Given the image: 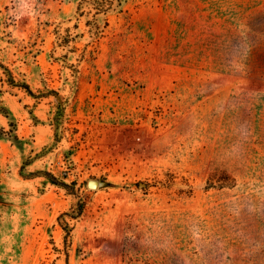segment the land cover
Returning <instances> with one entry per match:
<instances>
[{"label": "rangeland", "instance_id": "obj_1", "mask_svg": "<svg viewBox=\"0 0 264 264\" xmlns=\"http://www.w3.org/2000/svg\"><path fill=\"white\" fill-rule=\"evenodd\" d=\"M0 64V264H264V0H0Z\"/></svg>", "mask_w": 264, "mask_h": 264}, {"label": "trees", "instance_id": "obj_2", "mask_svg": "<svg viewBox=\"0 0 264 264\" xmlns=\"http://www.w3.org/2000/svg\"><path fill=\"white\" fill-rule=\"evenodd\" d=\"M124 0H91V4H92V8L95 9V14H100V13H106L108 10L115 8L116 6H121ZM0 66H2L0 64ZM15 77H12L11 79H9L10 83L16 84L22 88H24L29 94L31 95H35L34 90L32 89V87L30 86L29 83L27 82H15ZM47 177L54 183H58L64 186H68V184L64 181H60L58 180V178L56 176H54L53 174L49 173V172H45ZM82 213V207H80L77 212H73L72 214H69L68 212L64 213V214H69L71 217H77L79 215H81ZM63 228L66 230L67 234H66V241L68 239V236L71 233V226L70 223L68 221H65L64 223H62Z\"/></svg>", "mask_w": 264, "mask_h": 264}, {"label": "water", "instance_id": "obj_3", "mask_svg": "<svg viewBox=\"0 0 264 264\" xmlns=\"http://www.w3.org/2000/svg\"><path fill=\"white\" fill-rule=\"evenodd\" d=\"M98 185H99V181L96 180V179H91V180L89 181V186H90V187H97Z\"/></svg>", "mask_w": 264, "mask_h": 264}]
</instances>
